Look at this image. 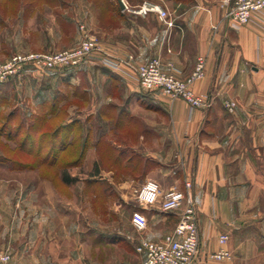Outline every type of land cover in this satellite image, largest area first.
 Instances as JSON below:
<instances>
[{
	"label": "crops",
	"instance_id": "1",
	"mask_svg": "<svg viewBox=\"0 0 264 264\" xmlns=\"http://www.w3.org/2000/svg\"><path fill=\"white\" fill-rule=\"evenodd\" d=\"M152 1L168 9L174 27H167L155 13H135L140 6H129L130 11L121 6L88 9L83 14L86 30L98 40L101 52L92 53L67 86L58 76L36 85L25 83L31 92L28 105L32 110L46 105L55 95H64L66 87L73 101L87 102L82 109L74 103L83 114L69 116L62 124L82 119L96 124L88 128L89 143L80 164L95 169L80 184L82 189L93 188L92 195H86L89 202L98 184H115V171L108 166L122 154L128 189L137 190L148 179L165 191L184 189V181H192L199 214L196 264H264L259 257L264 253V16L256 15L234 30L223 21L220 0ZM103 54L133 56L136 65L158 57L165 72L179 70L182 78L192 73L197 57L204 56L205 76L192 88L208 94L211 105L191 110L184 100L145 90L133 76L104 67ZM226 102L236 106L230 110ZM102 156L109 157L105 167ZM41 181L44 190H32L25 197L24 212L2 210L11 198L0 194V251L12 252V264H113L111 257L97 258L95 244L87 245L95 247L94 254L84 253L81 242L82 235L113 233L66 227L64 218L70 213L62 210L64 199L49 188L50 182ZM145 215L149 227L143 234L151 241L161 240L178 221L176 214L157 207ZM127 225L132 226L131 218ZM222 234L229 235L234 259L216 263L207 255L219 249ZM137 256L139 264L142 257Z\"/></svg>",
	"mask_w": 264,
	"mask_h": 264
},
{
	"label": "rangeland",
	"instance_id": "2",
	"mask_svg": "<svg viewBox=\"0 0 264 264\" xmlns=\"http://www.w3.org/2000/svg\"><path fill=\"white\" fill-rule=\"evenodd\" d=\"M125 1L129 6H140L143 2V0ZM100 6L119 5L118 0H0V62H7L18 54L57 53L75 48L84 38L89 36L83 14L88 13L89 10L94 11ZM81 26H84L83 30ZM84 62L78 66L55 69H45L28 63L23 65L16 74L0 83V128L5 124L7 129L16 130L20 125L23 127L21 133L26 135L27 125L35 124L36 117L51 111V105L54 101H57L54 118L45 124H35L36 126L40 125L45 130L55 131L69 116L80 114L77 109L73 108V104L75 103L77 108L82 109L87 106V102L84 104L82 99L73 101L70 98L72 90L67 89L68 87L64 88V95L60 94L58 99L55 95L56 97H52L46 105L34 106L32 110L30 108L32 104L28 105L27 101L28 98L31 99L28 97L31 92L26 89L25 83L36 85L52 76H58L63 80L62 83L67 86L73 81L72 73ZM14 111L17 115L15 121L12 122L8 117ZM82 121L78 122L80 128L77 127L75 136L69 140L70 148L66 149L64 155L59 153L57 165H42L36 156L22 152L17 145L18 143L6 142V135L0 137V156L2 158L7 157L10 162L18 163V165L12 166V163L0 162V182L2 185L0 194L6 198H11L9 204L3 205L7 209L2 210H6V212L10 210L13 213L24 212L25 197L30 195L32 190L38 194L41 189L44 190V187H41V179L46 180L50 182V184L48 183L49 188L53 191L55 189L64 199L62 210L70 213V217L67 215L64 218L66 227L74 225V227H80L82 231L91 227L113 233L110 236L82 235L81 242L84 253L92 252L94 254L95 247L90 248L87 245L95 244L97 245L95 254L102 261L111 257L113 264H138L139 258L136 247L146 237L145 234L137 233L132 226H126L132 212L141 209L136 201V190L128 189L124 185L127 167L120 165L119 161V164H115V162L109 165L108 168L114 169L116 174L115 184H98L95 187L96 197L89 202L86 195L89 193L92 195L93 188L85 187L82 189L80 184L82 179L86 180L95 173V169L89 171L88 165L81 168L79 164L69 165L74 157L75 159L79 157L77 154L84 147L89 126L96 125ZM63 131L67 132V125ZM52 143L53 141L49 139L50 146H53ZM7 145L8 148H5ZM55 145L59 147L58 142ZM106 160L109 163V157L102 156L101 166L105 167L104 161ZM64 175L69 176L74 181L66 183L63 179ZM83 193L85 194L83 195ZM109 197H111V201ZM91 207L95 209L94 212ZM77 215L78 217H76ZM3 251H9L12 254L7 248H3L0 253ZM263 254H260L259 257L263 258ZM233 259L232 254V259L227 262Z\"/></svg>",
	"mask_w": 264,
	"mask_h": 264
},
{
	"label": "built area",
	"instance_id": "3",
	"mask_svg": "<svg viewBox=\"0 0 264 264\" xmlns=\"http://www.w3.org/2000/svg\"><path fill=\"white\" fill-rule=\"evenodd\" d=\"M124 11H130L128 3L121 0ZM220 8L224 11L223 21L234 30L249 24L253 18L264 16V0H220ZM139 15L157 14L160 21L172 28L175 26L171 14L160 3L145 0L134 11ZM84 29V26H81ZM214 31L218 26H212ZM101 52L98 40L87 36L75 48L55 53H31L14 55L7 62H0V83L17 73L25 64L33 63L45 69L71 67L82 64L92 53ZM133 56L126 59L114 58L103 54L102 65L118 73L133 76L145 90H160L171 99L184 100L193 109L207 108L211 105L208 94H197L192 86L205 76L207 59L198 56L192 73L182 78L179 70L165 72L161 59L152 58L142 64H134ZM236 104L226 102V108L232 110ZM184 189L174 186L165 191L153 179L146 180L135 192L136 201L141 209L134 210L131 216L133 229L140 234L147 231L149 221L145 211L157 207L165 214H176L178 221L172 231L159 241L142 239L136 247V252L142 257L139 264H196L199 257V214L198 207L192 195V181L185 180ZM229 235L219 237V249L207 255L212 261H229L232 252L228 248ZM0 264H12V254L9 251L0 253Z\"/></svg>",
	"mask_w": 264,
	"mask_h": 264
},
{
	"label": "trees",
	"instance_id": "4",
	"mask_svg": "<svg viewBox=\"0 0 264 264\" xmlns=\"http://www.w3.org/2000/svg\"><path fill=\"white\" fill-rule=\"evenodd\" d=\"M110 3V2H109ZM119 5V2H118ZM120 6V5H119ZM56 99V98H55ZM57 101H54L51 105V111H49L47 114L45 115H40L38 117H36L35 119V124H45L47 123L49 120H52L51 118H54L53 116L56 115L55 111L57 110ZM49 107V106H48ZM16 115L17 113L11 112L9 114L8 119L12 122L15 121L16 119ZM32 124L30 126V124L27 125L28 130H26L27 134L24 135L21 133V131L23 130V127L19 125V127L15 130V129H7L6 125L3 124V126H1L0 128V137H3V135H6L5 139H7L6 142H16L18 143L17 145L19 146L20 150L28 155H34L38 158L40 164H49V165H57L58 161H59V153H65L66 149L70 148V144H69V140L72 138V132L73 130H77V127H79L78 122L74 123V124H70L67 125V132H64V127L66 125L61 124V126H59L55 131L53 130H45L43 128H41L40 125H35ZM80 128V127H79ZM9 130V131H8ZM15 130V132H13ZM8 131V132H7ZM51 132V134H50ZM62 133V135L60 136V134ZM89 136H86V140L84 143V147L82 150L79 151V153L77 155H79L78 158L73 159L72 162L69 163V165H80L81 161H83L84 157H85V151L88 147V143H89ZM49 139H51V141H53V146L49 145ZM58 142L59 147H57V145H55ZM15 143V144H16ZM73 146V145H72ZM8 148V145L7 147ZM75 154V153H73ZM75 156V155H74ZM123 155L121 154L120 156H118L115 159L116 164H119L118 161L120 162V164L123 161ZM9 159L7 157H3L0 156V162H4V163H12V166L14 165H18L17 162L8 161ZM64 181L66 183H72L74 180L71 179L69 176L64 175Z\"/></svg>",
	"mask_w": 264,
	"mask_h": 264
},
{
	"label": "water",
	"instance_id": "5",
	"mask_svg": "<svg viewBox=\"0 0 264 264\" xmlns=\"http://www.w3.org/2000/svg\"><path fill=\"white\" fill-rule=\"evenodd\" d=\"M118 2H119V5L121 6V8H123L122 1L121 0H118Z\"/></svg>",
	"mask_w": 264,
	"mask_h": 264
}]
</instances>
